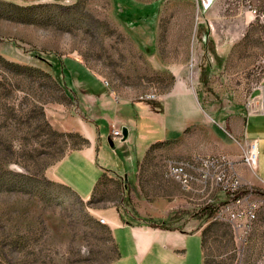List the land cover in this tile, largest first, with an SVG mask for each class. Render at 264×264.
Here are the masks:
<instances>
[{
    "label": "rangeland",
    "instance_id": "obj_1",
    "mask_svg": "<svg viewBox=\"0 0 264 264\" xmlns=\"http://www.w3.org/2000/svg\"><path fill=\"white\" fill-rule=\"evenodd\" d=\"M207 6L0 0V264H113L125 253L100 216L118 187L104 181L86 201L54 177L90 145L82 126L100 132L99 168L138 177L144 195L173 208L170 220L196 216L204 264H264V196L254 192L263 190L246 181L252 170L226 121L237 102L264 92V0ZM110 121L131 129L129 143L112 139ZM222 156L257 207L246 241L220 207L199 213L228 200L218 187L186 192L168 174L170 163ZM191 242L190 264H202V240Z\"/></svg>",
    "mask_w": 264,
    "mask_h": 264
},
{
    "label": "crops",
    "instance_id": "obj_2",
    "mask_svg": "<svg viewBox=\"0 0 264 264\" xmlns=\"http://www.w3.org/2000/svg\"><path fill=\"white\" fill-rule=\"evenodd\" d=\"M200 5L204 10L207 9L208 0H200ZM71 75L73 74L71 73ZM77 75L78 80L84 82L83 75L81 73H77ZM91 78L93 77L91 76ZM93 79L98 82L95 78ZM83 84L82 90L85 91L87 87H85V83ZM263 101L264 92L262 91L258 95L252 94L248 104L237 102L231 113L226 116V121L230 137L234 142L240 144L243 153L249 145H256L257 166L254 170L249 168L252 170V175L245 169L243 174L246 181L264 191ZM95 102L98 101L95 100ZM100 103L97 105L103 107V104ZM186 108H182V111H186ZM110 124L114 129L123 130L115 121H110ZM82 129V132L87 135L90 145L86 149L75 150L67 155L55 168L54 177L59 183L86 201L95 195L104 181L113 182L118 187L117 201L100 210V216L113 232L117 247L120 245L125 250L123 255L119 251V258L113 264H121L124 260L131 258L136 259L139 264H190L192 239L202 240L201 252L202 264H204L203 226L198 225V220L191 219V216L186 220L181 218L170 220V212L173 208L164 211L162 201H159L158 198L151 200L144 195L138 177L129 181L125 179L124 175H116L99 168L97 151L98 142L101 140L100 132L98 129L93 132L86 126H82ZM128 132L126 142L129 143L131 129H128ZM82 181L86 182V186H88L86 189L81 187ZM89 187L90 189H88ZM145 219L168 223L173 229L149 227L143 223L142 220Z\"/></svg>",
    "mask_w": 264,
    "mask_h": 264
},
{
    "label": "built area",
    "instance_id": "obj_3",
    "mask_svg": "<svg viewBox=\"0 0 264 264\" xmlns=\"http://www.w3.org/2000/svg\"><path fill=\"white\" fill-rule=\"evenodd\" d=\"M111 137L114 141H121L123 133L113 129ZM228 161L227 157L222 156L208 160L195 158L182 163H170L168 174L186 192L205 196L212 191L213 185L218 187L227 196L228 201L219 208L217 216L230 223L240 233L241 239L246 241L253 229L252 221L253 217L257 216V207L246 203V199L239 195L242 182L236 173L230 171ZM243 161L249 168H256L255 144L249 145L243 153Z\"/></svg>",
    "mask_w": 264,
    "mask_h": 264
},
{
    "label": "trees",
    "instance_id": "obj_4",
    "mask_svg": "<svg viewBox=\"0 0 264 264\" xmlns=\"http://www.w3.org/2000/svg\"><path fill=\"white\" fill-rule=\"evenodd\" d=\"M86 121L89 122V120L87 118H84ZM256 194H260V195H263L264 196V191H254ZM241 195V194H239ZM228 200H225V201H221L220 203H215V202H212L206 206H203L201 208L198 209L199 213H203L207 210H211L212 212H215L219 207H221L223 204L227 203ZM196 216H191V219H195ZM143 223L149 227H155V228H161V229H165V230H170V229H173V227L171 225H169L168 223H158V222H155L154 220L152 219H145V220H142Z\"/></svg>",
    "mask_w": 264,
    "mask_h": 264
},
{
    "label": "water",
    "instance_id": "obj_5",
    "mask_svg": "<svg viewBox=\"0 0 264 264\" xmlns=\"http://www.w3.org/2000/svg\"><path fill=\"white\" fill-rule=\"evenodd\" d=\"M262 111H263V114H264V101L262 103ZM122 133H123L122 142H126L127 139H128V135H129L128 129L127 128H123ZM109 142L111 143L112 147L114 148V142H113V140L112 139H109ZM125 179L127 180V177H125Z\"/></svg>",
    "mask_w": 264,
    "mask_h": 264
},
{
    "label": "bare ground",
    "instance_id": "obj_6",
    "mask_svg": "<svg viewBox=\"0 0 264 264\" xmlns=\"http://www.w3.org/2000/svg\"><path fill=\"white\" fill-rule=\"evenodd\" d=\"M256 220H257V216H256V217H253V221H252V228H253V226H254V224H255Z\"/></svg>",
    "mask_w": 264,
    "mask_h": 264
}]
</instances>
